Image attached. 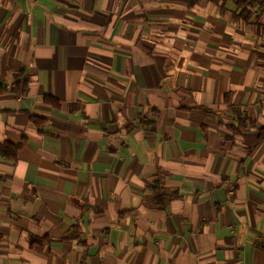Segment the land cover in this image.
Segmentation results:
<instances>
[{
  "label": "crops",
  "instance_id": "1",
  "mask_svg": "<svg viewBox=\"0 0 264 264\" xmlns=\"http://www.w3.org/2000/svg\"><path fill=\"white\" fill-rule=\"evenodd\" d=\"M232 1L0 0V264H264V34Z\"/></svg>",
  "mask_w": 264,
  "mask_h": 264
},
{
  "label": "trees",
  "instance_id": "2",
  "mask_svg": "<svg viewBox=\"0 0 264 264\" xmlns=\"http://www.w3.org/2000/svg\"><path fill=\"white\" fill-rule=\"evenodd\" d=\"M186 3L188 6H193L197 4L200 0H178ZM217 2L218 0H210ZM225 3L226 0H221ZM233 5L235 7L232 15L233 21H242L245 25H253L256 28V33L258 36L264 34V26L260 22V15L264 13V0H233ZM24 91V85L22 86V92ZM0 87V93H4ZM38 123L36 120H33ZM25 141H21L18 144L4 143L0 144V158L7 161L14 162L17 157L18 151L22 148ZM46 239H30V246L37 250H41V246L45 244Z\"/></svg>",
  "mask_w": 264,
  "mask_h": 264
}]
</instances>
